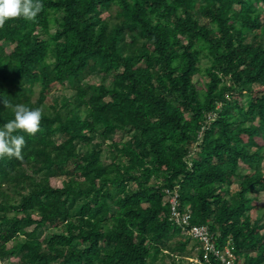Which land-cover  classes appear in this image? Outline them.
<instances>
[{"label":"trees","instance_id":"16d2710c","mask_svg":"<svg viewBox=\"0 0 264 264\" xmlns=\"http://www.w3.org/2000/svg\"><path fill=\"white\" fill-rule=\"evenodd\" d=\"M40 3L0 28V97L43 113L0 159V264H193L175 193L264 264V0Z\"/></svg>","mask_w":264,"mask_h":264},{"label":"clouds","instance_id":"9594fccd","mask_svg":"<svg viewBox=\"0 0 264 264\" xmlns=\"http://www.w3.org/2000/svg\"><path fill=\"white\" fill-rule=\"evenodd\" d=\"M42 7L40 0H0V28L12 18L33 20ZM0 105L14 113V118L0 127V159L8 157L23 161L22 150L26 140L23 135L14 133L22 131L30 136L36 135L40 131L42 109H31L23 104L13 105L4 97H0Z\"/></svg>","mask_w":264,"mask_h":264},{"label":"built area","instance_id":"2783aa9c","mask_svg":"<svg viewBox=\"0 0 264 264\" xmlns=\"http://www.w3.org/2000/svg\"><path fill=\"white\" fill-rule=\"evenodd\" d=\"M173 219L181 225L186 227L187 233L199 238L202 241L203 254L202 256L191 257L193 264H237L234 253L230 245L224 247L217 246L214 241L213 234L206 225L186 226L190 217L189 212H182L178 207L177 194L172 195Z\"/></svg>","mask_w":264,"mask_h":264},{"label":"rangeland","instance_id":"374dc122","mask_svg":"<svg viewBox=\"0 0 264 264\" xmlns=\"http://www.w3.org/2000/svg\"><path fill=\"white\" fill-rule=\"evenodd\" d=\"M90 81L94 82V83H99L101 81V76L100 75H95V76L90 78ZM72 93H73V91L70 88H68L66 86H63V85H57L53 89V91L50 93L48 100L52 101L55 97L63 96L64 94L70 96V95H72ZM122 136H123L122 132H119V133H117L116 138L117 139H121ZM262 165L264 167V160L262 162ZM53 183L56 184V185H60L61 184V180L54 179ZM257 196H258V200H259L257 203H259V206L263 208L264 207V191L259 192L257 194Z\"/></svg>","mask_w":264,"mask_h":264}]
</instances>
